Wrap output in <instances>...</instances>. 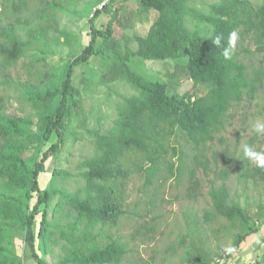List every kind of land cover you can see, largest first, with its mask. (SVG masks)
Returning <instances> with one entry per match:
<instances>
[{
  "label": "trees",
  "instance_id": "trees-1",
  "mask_svg": "<svg viewBox=\"0 0 264 264\" xmlns=\"http://www.w3.org/2000/svg\"><path fill=\"white\" fill-rule=\"evenodd\" d=\"M32 1L39 7L29 13V0H3L15 23L0 29V72L12 68L30 47L45 45L51 32H59L56 10L66 0ZM116 1L92 0L89 44L80 54L69 55L62 65L53 66L39 83L22 84V97L32 109L30 115L6 114L0 107V264H26L30 258L37 264H47L44 255L52 232L49 217L66 210L76 214V222L70 236L62 235L73 250L63 264H122L131 253L127 244L110 236L103 246L94 241L115 229L124 217L122 195L129 180L143 174L146 182L152 183L163 168L173 175L176 163L170 160V150L176 154L183 175L188 151L212 143L230 110L255 91L256 83L240 55L235 51L231 60H224L222 48L215 47L211 40L222 34L227 45L229 33L236 30L238 45L251 38L264 49V0L258 6L251 0H219L209 4L207 12L195 8L191 0H140L141 8L158 16L145 36L134 35L135 49L115 38L118 11L106 26L96 25L102 14L110 15ZM66 37L70 39L68 34ZM41 50L46 56L45 48ZM93 59L105 66L100 83L125 82L135 94L120 96L116 118L105 133L90 130L87 119L82 121L81 126L93 138L96 154L79 164L78 174L58 168L52 172L54 180L79 177L84 187L75 194L45 189L40 175L46 171L47 162L65 148L70 126L81 109L82 95L90 87L91 80L83 77L81 88L73 75ZM138 61L161 63L166 72L163 77L149 79L136 68ZM182 80H189L192 86L183 90ZM200 89L203 95H198ZM71 134L77 140L82 138L75 129ZM54 137L56 141L51 143ZM189 175L187 195L197 200L201 181L195 171ZM221 177L228 179L229 171H223ZM243 178L262 187L257 200L251 203L236 198L225 182L214 184L209 191L212 210L202 217L206 225L225 219L229 223L223 227L226 231L237 230L232 235L234 250L258 233L256 221L264 223V168L250 166ZM55 198L58 200L52 205ZM253 205L257 208L255 215ZM187 225L192 229L187 257L194 256L191 264H213L218 258L231 257V252L213 255L209 251L208 237L197 218L187 219ZM98 226L100 233L94 234ZM17 230L24 232L23 241L30 252L22 260L10 242V233ZM256 264H264V259Z\"/></svg>",
  "mask_w": 264,
  "mask_h": 264
},
{
  "label": "rangeland",
  "instance_id": "rangeland-1",
  "mask_svg": "<svg viewBox=\"0 0 264 264\" xmlns=\"http://www.w3.org/2000/svg\"><path fill=\"white\" fill-rule=\"evenodd\" d=\"M29 1V13H32L39 6L37 2ZM91 1L62 2L60 6L63 9L56 10L59 32H51L49 41L45 45L30 47L26 55L12 68L0 72V107L3 106L6 114L21 117L30 115L32 109L22 97V84L39 83L52 71L53 66L62 65V60H66L69 55L80 54L89 44V20L94 12ZM218 1L191 0V3L195 8L207 12L208 5ZM251 1L255 6L263 2V0ZM116 11L119 12V20L115 24V38L129 48L135 49L137 45L133 40L134 35L145 36L156 20L157 12L141 8L140 0H117L110 10V15L102 14L96 21L97 27L106 26ZM10 23L15 21L6 11L3 0H0V29ZM20 35L27 40L24 33L21 32ZM42 48H45L47 57L42 53ZM235 51L240 55L241 62L248 66L249 76L256 83L255 91L246 95L240 104L230 110L224 127L216 134L212 143L198 151H188V155L184 157L183 175L180 176L176 154L170 150V160L176 163L173 175L163 168L152 183H147L143 174H135L129 180L122 195L124 217L119 220L115 229L103 233L102 237L94 241L95 245L103 246L109 242L108 236H110L113 240L120 239L127 244L131 253L126 256L122 264H191L194 256L189 260L187 257L193 239L187 219L194 221L197 218L201 222L203 232L208 237L207 247L213 255L218 251L228 254L226 249H233L232 235L237 230L231 228L230 233L226 231L223 227L228 226L229 223L225 219L220 218L206 225L202 217L205 212L212 210L209 191L214 184L220 185L225 182L233 196L241 200L246 198L251 203L262 193V187L248 184L243 178L245 170L255 164L241 160L243 152L240 145L248 143L257 150L264 151V136H257L251 130L252 124L257 119L264 120V49H261L251 38H247L243 44L236 47ZM169 62L171 65L175 64L173 61ZM160 64L138 61L136 68L145 77L157 79L163 77L166 72V66ZM163 64L168 65L167 62ZM104 67L100 60L93 59L90 64L75 70L74 82L83 88L80 82L85 77L91 80L90 87L82 95L81 109L77 111L78 114L70 126L65 148L58 157H53L47 162L46 171L40 175V184L45 189L52 188L75 194L84 187L85 182L79 177L67 181L59 178L54 180L52 172L58 168L78 174L79 164L96 154L93 138L81 126L82 121L87 119L90 130L105 133L112 127L116 118L120 96L135 94L125 82L109 85L100 83ZM181 85L182 89L186 90L192 86V83L189 80H182ZM198 93L203 95L204 90L200 89ZM74 129L82 138L77 140L71 134ZM55 141L56 137L51 143ZM226 170L229 171V177L222 180L221 173ZM191 171H195L201 181L197 200L188 198L187 195ZM57 200L58 198H55L52 205ZM256 211L257 208H254L253 215ZM75 222L76 214L69 210L62 211L54 218L50 215L52 232L48 234L47 252L44 255L47 264H63L68 256L73 255L68 240L62 235L70 236ZM256 224L258 233L249 236L238 250H234L235 253L231 252V257L226 259L225 264H256L257 261L261 262L264 259V223L256 221ZM84 227L85 224L82 230ZM93 233H100L99 226L93 230ZM23 239L24 232L17 230L10 233L14 253L21 260L30 253ZM40 254H44V249ZM25 263L37 264L32 258L26 259Z\"/></svg>",
  "mask_w": 264,
  "mask_h": 264
},
{
  "label": "clouds",
  "instance_id": "clouds-1",
  "mask_svg": "<svg viewBox=\"0 0 264 264\" xmlns=\"http://www.w3.org/2000/svg\"><path fill=\"white\" fill-rule=\"evenodd\" d=\"M223 39L222 34H220L216 35L211 41L215 47L222 48L221 54L224 60H231L240 39L239 33L236 30L230 32L227 38V45L223 44ZM251 130L255 132L257 136H264V120L257 119L252 124ZM240 148L243 152L242 161L251 162L254 163L256 167L264 168V151H259L252 144L248 143H242ZM226 250L228 252L234 251L232 248Z\"/></svg>",
  "mask_w": 264,
  "mask_h": 264
},
{
  "label": "built area",
  "instance_id": "built-area-1",
  "mask_svg": "<svg viewBox=\"0 0 264 264\" xmlns=\"http://www.w3.org/2000/svg\"><path fill=\"white\" fill-rule=\"evenodd\" d=\"M229 254V253H228ZM226 263V259L225 258H218L216 259L213 264H225Z\"/></svg>",
  "mask_w": 264,
  "mask_h": 264
},
{
  "label": "crops",
  "instance_id": "crops-1",
  "mask_svg": "<svg viewBox=\"0 0 264 264\" xmlns=\"http://www.w3.org/2000/svg\"><path fill=\"white\" fill-rule=\"evenodd\" d=\"M157 16H158V14H157ZM157 18V17H156Z\"/></svg>",
  "mask_w": 264,
  "mask_h": 264
}]
</instances>
